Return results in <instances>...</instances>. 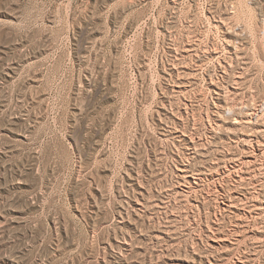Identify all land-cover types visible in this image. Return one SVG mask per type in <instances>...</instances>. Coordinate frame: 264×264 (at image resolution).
Returning a JSON list of instances; mask_svg holds the SVG:
<instances>
[{
  "label": "rangeland",
  "instance_id": "rangeland-1",
  "mask_svg": "<svg viewBox=\"0 0 264 264\" xmlns=\"http://www.w3.org/2000/svg\"><path fill=\"white\" fill-rule=\"evenodd\" d=\"M263 18L264 0H0V264H237L245 255L264 264L244 229L250 213L218 204L260 185L253 171L242 184L212 176L241 149L206 116L264 95ZM222 19L250 23L245 59L231 56ZM194 34L220 52L202 59L183 96L181 67L197 62L193 53L181 66L180 50ZM210 75L222 81L220 98ZM184 128L214 144L193 159L194 200L178 191Z\"/></svg>",
  "mask_w": 264,
  "mask_h": 264
},
{
  "label": "bare ground",
  "instance_id": "bare-ground-1",
  "mask_svg": "<svg viewBox=\"0 0 264 264\" xmlns=\"http://www.w3.org/2000/svg\"><path fill=\"white\" fill-rule=\"evenodd\" d=\"M247 5V4H246ZM234 6V5H233ZM209 8V7H208ZM212 8V7H211ZM215 9V8H214ZM235 10V9H234ZM244 10V9H243ZM254 10V9H253ZM211 12V11H210ZM230 13V11H228ZM246 12V11H245ZM253 12V11H251ZM201 13V12H200ZM213 14V13H212ZM229 15V14H228ZM205 16V15H204ZM222 16V15H220ZM224 17V16H223ZM248 18H250L249 16H247ZM214 18H216L214 16ZM230 18V17H229ZM226 18H224L225 20ZM245 19V18H244ZM262 19V18H261ZM215 20V19H214ZM223 19L219 20L220 23H222V25L225 26V36L227 37V48L229 50V52L231 53V56L235 55L238 58L240 57H244L243 59H245L246 55L249 54V51L251 52L252 50L249 48V42L248 39L251 37L252 35V30L250 29V23L248 24H241L239 23V25L236 23V26H232L228 23H226ZM246 20V19H245ZM217 21V20H216ZM227 21V20H226ZM230 21V20H229ZM251 21V20H250ZM211 22V21H210ZM247 22V21H246ZM263 22H264V18H263ZM214 23V22H213ZM243 23V22H242ZM245 23V22H244ZM203 24V23H202ZM209 24V23H208ZM218 24V23H217ZM234 24V23H233ZM259 24V23H258ZM264 24V23H262ZM197 25V24H196ZM215 25V24H213ZM260 26V25H259ZM255 27V26H254ZM259 28V35H261V40H263L261 43L263 44V53H264V26L263 28L258 27ZM257 28V29H258ZM195 30V29H194ZM201 30V29H200ZM255 31V30H254ZM184 32V31H183ZM201 32V31H199ZM198 32V33H199ZM195 33V32H194ZM189 34V33H188ZM200 35V33L198 34ZM258 35V36H259ZM179 36V35H178ZM195 36V34H194ZM224 36V37H225ZM188 37V36H187ZM190 37H193L192 35ZM189 37V38H190ZM196 37V36H195ZM193 37V38H195ZM200 37V36H199ZM220 37V36H218ZM255 37V35L253 36ZM198 38V36L196 37ZM202 38V37H201ZM200 38V40H201ZM257 38V36L255 37ZM260 38V37H259ZM180 39V38H179ZM199 38L196 39V41L193 39V41H195L194 43L190 40L188 43L189 44H185V48L182 47L183 49L180 50L181 51V59H180V63L181 66L184 67V65L186 64L187 66L184 67V69L181 67V70L184 74H186L189 78V80H186L185 77L181 78V80H179V91L180 93H184L183 91L188 88V86H191L193 84H195L192 76L193 74H195V77L197 76V72L199 70V66H201L200 62L202 61V59L205 58H209L210 56H213L215 54H219V48L216 46L214 47H210L207 46L206 42L205 45L203 43V45H201ZM203 40V39H202ZM193 44H192V43ZM260 42V41H259ZM184 43V42H183ZM182 43V44H183ZM214 43V42H213ZM222 43V42H221ZM217 44V43H216ZM257 44V43H256ZM184 45V44H183ZM258 45V44H257ZM261 45V44H260ZM253 46V45H252ZM251 46V47H252ZM257 47V46H256ZM260 47V46H258ZM262 47V46H261ZM260 47V48H261ZM180 49V48H179ZM221 49V48H220ZM222 50V49H221ZM226 50V49H225ZM227 50V51H228ZM196 51V52H195ZM258 51V50H257ZM193 53H196V62H197V67L192 66V65H188L187 63H185L188 55H193ZM260 53V51H259ZM258 53V54H259ZM254 54V53H253ZM257 54V53H256ZM262 54V52H261ZM260 54V55H261ZM230 55V54H229ZM254 56V55H253ZM222 57V56H221ZM226 57V56H225ZM255 57V56H254ZM260 57V56H258ZM262 57L263 54H262ZM250 58V57H249ZM228 59V58H227ZM226 60V59H225ZM237 60V59H236ZM250 60V59H249ZM261 62H260V61ZM258 62L261 63V65H259V71H258V75H260V79L263 80L264 82V59L261 58L259 59ZM203 61H205V59H203ZM218 61V60H217ZM230 61V60H229ZM246 64V66L249 64L248 59L247 62L245 60H243ZM192 62V61H191ZM222 62V61H221ZM185 63V64H184ZM209 63V62H208ZM213 63V62H212ZM259 63V64H260ZM183 64V65H182ZM196 65V64H195ZM223 65V64H222ZM228 65H230V63H228ZM232 65V63H231ZM230 65V66H231ZM239 65V64H238ZM227 66V65H226ZM225 66V67H226ZM229 66V67H230ZM240 66V65H239ZM243 66V65H242ZM224 67V68H225ZM237 67V66H236ZM250 67V66H249ZM248 67V68H249ZM201 68V67H200ZM210 68V66H209ZM228 68V67H226ZM244 69H246L245 66H243ZM229 69V68H228ZM216 70V69H215ZM222 70V69H221ZM226 70V69H225ZM238 70V69H237ZM252 70V69H251ZM200 71V70H199ZM248 71V70H247ZM196 72V73H194ZM229 72V71H228ZM227 70L225 71V73H228ZM232 72V71H231ZM244 72V71H243ZM260 72V73H259ZM181 73V72H180ZM213 73V72H212ZM230 73V72H229ZM244 74V73H243ZM200 75V74H199ZM220 75V74H218ZM246 75V74H245ZM257 75V76H258ZM183 76V75H182ZM185 76V75H184ZM209 76V74H208ZM211 76V75H210ZM229 76V75H228ZM191 78V80H190ZM218 78V77H217ZM224 78V77H222ZM220 78V80L222 79ZM254 78V77H253ZM201 79V78H200ZM226 79V78H224ZM244 78H241L240 75H237L236 79H234L236 82H234L235 84H238V81L240 82V84L242 83V80ZM259 79V78H258ZM197 80V78H196ZM209 84H210V88L211 90L214 91V96L215 98H220V94L223 92L221 90V87L223 85L220 86L221 82L217 80H214V78L211 76L209 78ZM198 81H196L197 83ZM254 82V81H253ZM189 83V84H188ZM208 83V82H207ZM224 83V82H223ZM244 83V82H243ZM246 83V82H245ZM250 83V82H249ZM260 83V82H259ZM225 85V84H224ZM228 85V84H227ZM243 85V84H242ZM249 85V84H248ZM251 85V84H250ZM233 87H237L236 85H232ZM254 86V85H253ZM197 88V86L195 87ZM201 88V87H200ZM209 88V89H210ZM226 88V87H225ZM238 88V87H237ZM249 88V87H248ZM259 88V87H258ZM255 89V88H254ZM189 90V89H188ZM188 90H186L188 92ZM227 90V89H226ZM234 90V89H233ZM237 90V89H235ZM250 90V89H249ZM200 91V90H199ZM225 91V90H224ZM259 91V90H258ZM257 91V93H258ZM191 92V91H190ZM195 92V91H194ZM212 92V91H211ZM210 92V93H211ZM238 92V91H237ZM261 92V91H260ZM181 93V94H182ZM213 93V92H212ZM186 94V93H185ZM185 94H182L183 96H185ZM236 94V93H235ZM238 94V93H237ZM236 94V95H237ZM253 94V93H252ZM261 94V93H260ZM189 95V94H187ZM186 95V96H187ZM202 95V94H201ZM200 95V96H201ZM192 96V95H190ZM204 96V95H202ZM208 96V95H205ZM189 97V96H188ZM238 98V96H236ZM187 98V97H185ZM184 98V99H185ZM192 97H190L191 99ZM194 98V97H193ZM203 98V97H202ZM214 98V97H213ZM240 98V97H239ZM255 98V97H254ZM182 99V98H181ZM183 99V100H184ZM206 99V97H205ZM209 99V98H208ZM212 99V97L210 98ZM188 100V98H187ZM217 100V99H216ZM180 101V100H179ZM192 101V99L190 100V102ZM212 101V100H211ZM215 101V99H214ZM243 101V99H242ZM241 101V102H242ZM181 102V101H180ZM194 102V101H193ZM193 102H191L193 104ZM208 104L210 102V100L207 101ZM238 102V101H237ZM235 103L232 105H229L227 107H225L224 109H213L212 106H209V109L207 111V117H208V122H210L211 118H214L216 120V125L213 127H221V126H225L228 130V133H230L231 137H230V146H232V143L234 145H240V149H241V154L238 158H233L232 161H230V164H227L225 166V169L220 171V169H217L218 172H215L212 170L211 174L213 177H222V176H228L232 175V174H237L238 176V180L240 182V184H242V182H244L248 177H250V175L247 177V174H249L250 172L253 171V179L255 181H257V185H260L259 190L258 189H254L255 191H251L250 189L245 191L243 193L237 192L236 195L232 194V196H221L220 198L222 199H218L219 200V207L221 208V212H233V213H237L240 212L241 210L244 211V214L246 215L247 212L250 213V218H247V220H245V224H244V229H246L245 231H247V233H251L254 234L256 241H255V247L258 249H261L264 247V181L262 178V170L261 167L264 164V95H262L261 100H259V102L255 103L253 101V103L255 104H250L249 103ZM215 103V102H214ZM228 103V102H227ZM234 103V102H233ZM183 106H181L180 108V113L182 116L186 114H188V108L189 104L188 102H183L182 103ZM207 105V104H206ZM211 105V104H209ZM216 106V105H215ZM199 108V107H198ZM200 109V108H199ZM197 110V109H196ZM198 113V112H197ZM205 113V111H204ZM176 114V113H175ZM191 114V113H189ZM185 117V116H184ZM183 118V117H182ZM206 118V117H205ZM204 118V119H205ZM190 124V123H189ZM202 124V123H201ZM212 124V122L210 123V125ZM204 125V123H203ZM213 125V124H212ZM176 126V125H175ZM206 128H209L208 124L204 125ZM193 127V126H192ZM195 127V126H194ZM193 127V128H194ZM198 129V128H197ZM215 129V128H214ZM217 130V129H215ZM221 130V128H220ZM189 131V130H188ZM185 128L183 130L177 129L176 130V137L178 139L177 142H179V145H181L182 147L185 148V146H187L188 152L186 150L183 151V155H180V157L177 159V165L176 168L178 170V174H179V178H180V190L179 193L182 196L187 197L186 199H190V200H194L193 198L196 197V193L199 190V188L201 187V183H202V177L200 176L199 173H195L193 172V159L196 158V156L200 153L199 149L203 148V149H209L210 147H213L214 144H206L204 143L203 139L200 137H197L196 134L194 133H187L188 132ZM205 131V130H204ZM211 131V130H210ZM224 132V131H222ZM217 134V133H216ZM221 136V135H220ZM218 141V140H217ZM211 142V141H210ZM229 144V143H227ZM233 145V146H234ZM237 145V146H238ZM229 146V147H230ZM227 147V146H226ZM218 148V147H217ZM231 151V150H230ZM229 151V152H230ZM208 153V152H207ZM217 156V155H216ZM226 157V156H225ZM231 159V158H230ZM202 160V159H201ZM221 160V159H220ZM199 161V160H198ZM220 162V161H218ZM228 163V162H227ZM201 165V164H200ZM219 165L218 164H214L213 168L217 167ZM221 165V164H220ZM212 166V165H211ZM196 167V166H195ZM206 167V166H205ZM220 168V167H218ZM263 168V167H262ZM264 169V168H263ZM261 170V171H260ZM200 172V171H199ZM204 173V172H203ZM264 175V174H263ZM230 178V177H229ZM251 178V177H250ZM236 179V178H235ZM252 179V178H251ZM215 181V180H214ZM222 182V181H221ZM224 182V181H223ZM229 182V181H228ZM252 182V181H251ZM250 182V183H251ZM226 183V182H225ZM204 184V183H203ZM216 184V183H215ZM206 185V184H205ZM239 185V183H238ZM243 186V185H240ZM253 186V184H252ZM222 187V186H220ZM249 187V186H248ZM254 187V186H253ZM209 189V188H208ZM210 191V190H209ZM214 191V190H213ZM215 192V191H214ZM228 192V191H227ZM231 192V191H230ZM218 193V192H217ZM221 193V192H220ZM232 193V192H231ZM178 194V192H177ZM208 194V193H207ZM223 194V193H222ZM225 194V193H224ZM230 194V193H229ZM228 194V195H229ZM179 196V195H178ZM217 196V195H216ZM204 198V197H203ZM183 199V198H182ZM205 199V198H204ZM210 201V200H209ZM216 202V201H215ZM192 203V202H191ZM217 203V202H216ZM183 205V204H182ZM181 205V206H182ZM240 205V206H239ZM187 206V205H186ZM195 206V205H194ZM182 209V208H181ZM192 210V209H191ZM208 210V209H207ZM167 211V210H166ZM179 212V211H178ZM243 214V212H241ZM194 214V213H193ZM243 214V215H244ZM200 215V214H199ZM232 215V214H231ZM222 216V215H221ZM229 217V216H228ZM239 217V216H238ZM197 218V217H196ZM179 219V218H178ZM222 221V220H221ZM227 221V220H226ZM230 221V220H229ZM243 222V223H244ZM189 224V223H188ZM198 224V223H197ZM256 225L258 227H256ZM197 226V225H196ZM229 226V225H228ZM239 226V225H238ZM211 227V226H210ZM222 227V226H221ZM227 227V226H226ZM233 227V226H232ZM198 228V227H197ZM191 229V228H190ZM222 229V228H221ZM163 230V229H162ZM193 230V229H192ZM198 230V229H197ZM201 230V229H200ZM220 230V229H218ZM169 231V230H168ZM214 231V230H213ZM213 231H211L212 235L210 233L207 234V236L210 239L216 240L217 238H219L218 240H220V242L225 241L226 242H232V240L230 239L231 235L229 234H225L221 236H216ZM239 231V230H238ZM237 231V232H238ZM244 231V232H245ZM170 232V231H169ZM192 233V232H191ZM199 233V232H198ZM206 233V232H205ZM234 233V232H233ZM232 233V234H233ZM246 233V232H245ZM198 235V234H197ZM250 235V234H249ZM158 236V235H157ZM213 236V238L211 237ZM196 237V236H195ZM207 237V238H208ZM221 237V238H220ZM238 238V236H237ZM251 238V237H250ZM218 240H216L217 242H219ZM245 241V240H244ZM251 241V240H250ZM253 241V240H252ZM198 242V241H197ZM209 242V241H208ZM219 242V243H220ZM212 244V243H211ZM246 244V243H245ZM193 246V245H192ZM195 246V245H194ZM254 247V246H253ZM187 249V248H186ZM196 249V248H195ZM193 250V249H192ZM218 250V249H217ZM222 250V248H221ZM252 250V249H251ZM197 251V250H196ZM226 251V250H225ZM245 251V250H244ZM249 251V250H248ZM210 252V251H209ZM247 252V249H246ZM258 252V251H256ZM186 253V252H185ZM259 253V252H258ZM181 254V253H180ZM202 254V253H201ZM213 254V253H212ZM223 254V253H222ZM247 254V253H246ZM256 254V253H255ZM261 254V253H260ZM203 255V254H202ZM246 256V255H245ZM245 256H241L238 259V263L237 264H245ZM261 256V255H260ZM259 256V257H260ZM258 257V258H259ZM209 259V257H208ZM251 259V258H250ZM235 260V259H234ZM248 260V258L246 259ZM256 260V259H255ZM208 261V260H207ZM257 261V260H256ZM209 262V261H208ZM195 263V262H194ZM256 263V262H254ZM179 264V263H178ZM236 264V263H235Z\"/></svg>",
  "mask_w": 264,
  "mask_h": 264
}]
</instances>
